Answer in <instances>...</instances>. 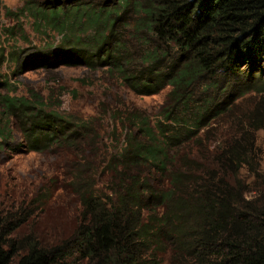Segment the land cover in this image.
<instances>
[{
	"label": "trees",
	"instance_id": "16d2710c",
	"mask_svg": "<svg viewBox=\"0 0 264 264\" xmlns=\"http://www.w3.org/2000/svg\"><path fill=\"white\" fill-rule=\"evenodd\" d=\"M26 1L62 36L27 64L169 91L157 118L113 111L110 144L41 98L0 97V154L16 119L14 150L63 160L80 211L53 241L0 213V264H264V0Z\"/></svg>",
	"mask_w": 264,
	"mask_h": 264
},
{
	"label": "rangeland",
	"instance_id": "374dc122",
	"mask_svg": "<svg viewBox=\"0 0 264 264\" xmlns=\"http://www.w3.org/2000/svg\"><path fill=\"white\" fill-rule=\"evenodd\" d=\"M65 1L72 0H60ZM87 1L98 7L102 2L116 0ZM26 2L0 0V97L41 98L68 119L91 122L103 141H107L113 131V111L134 108L158 117L169 89L142 97L121 82L110 80L102 70L80 66L40 68L27 64L36 52L61 46L62 36L51 28L39 26L29 14H22L20 9ZM7 11L12 13L7 14ZM88 34L93 35L87 31L81 37ZM247 97L249 102L255 99L254 95ZM12 123L13 148L0 154V213L18 218L22 210L29 212V218L16 222L19 226L16 236L35 233L49 241L69 238L77 227L80 211L72 190L65 189L72 180L66 178V163L53 154L16 152L14 148L22 137L17 120L12 119ZM259 136L264 149L263 133ZM107 142L110 144L111 140L108 138ZM249 182L251 187L257 185L254 180Z\"/></svg>",
	"mask_w": 264,
	"mask_h": 264
},
{
	"label": "water",
	"instance_id": "95a60500",
	"mask_svg": "<svg viewBox=\"0 0 264 264\" xmlns=\"http://www.w3.org/2000/svg\"><path fill=\"white\" fill-rule=\"evenodd\" d=\"M58 2H60V0H57Z\"/></svg>",
	"mask_w": 264,
	"mask_h": 264
}]
</instances>
